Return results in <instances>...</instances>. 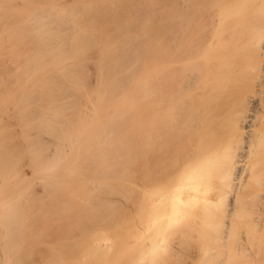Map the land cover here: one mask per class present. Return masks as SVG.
Segmentation results:
<instances>
[{"label": "bare ground", "instance_id": "bare-ground-1", "mask_svg": "<svg viewBox=\"0 0 264 264\" xmlns=\"http://www.w3.org/2000/svg\"><path fill=\"white\" fill-rule=\"evenodd\" d=\"M195 237L264 264V0H0V264H165Z\"/></svg>", "mask_w": 264, "mask_h": 264}, {"label": "rangeland", "instance_id": "rangeland-1", "mask_svg": "<svg viewBox=\"0 0 264 264\" xmlns=\"http://www.w3.org/2000/svg\"><path fill=\"white\" fill-rule=\"evenodd\" d=\"M28 166V165H27ZM21 167H23L22 168V170H21V173L25 176V178L27 179V181L30 183V185H31V187L32 188H34L35 187V184H36V186H38L37 185V182H36V180H35V178L31 175V172H32V170H30V168L29 167H26V165L24 166V165H22ZM33 178H34V180H33ZM150 185H151V183H150ZM149 187V185H144L143 184V187ZM143 187H140V189L142 190L143 189ZM151 187V186H150ZM39 187H35L34 188V190H37ZM146 189V188H145ZM143 192H144V190H142ZM121 202H123V200L121 201ZM124 204L123 205H125V207L127 206V205H130V203H128V200H125L124 202H123ZM131 205H133L132 203H131ZM130 205V207H128V209H130L131 208V210H129L130 211V213H129V215H130V217H129V219L127 218L126 219V224H123V223H125V220L124 221H122L123 223V227L125 226H128L129 227V229H130V226H134L135 224H137L136 226H134L135 228H136V231L140 234L141 233V235L144 233V231H143V228L145 227L146 228V226H147V223H146V221L144 220V217H143V215H142V213L139 211L138 213H140L141 215H136L137 216V218H136V216L134 217V214H132V216H131V211H132V213H136V210H137V206H131ZM134 207H136V209H134ZM139 207H141L140 205H139ZM138 211V210H137ZM132 217V218H131ZM134 217V218H133ZM136 218V219H135ZM132 219H133V221H132ZM128 220V221H127ZM130 220H131V223H130ZM131 224V225H130ZM133 224V225H132ZM145 228H144V230H145ZM134 229V228H133ZM132 230V229H131ZM134 231V230H133ZM135 232V231H134ZM174 238V240H176L175 239V236H174V233H169V235L167 234L166 235V237L165 238H167V240H171V236ZM243 235H245L244 233H243ZM170 238V239H169ZM172 238V239H173ZM197 241H198V239L195 237L193 240H191L190 241V245H191V247H192V249H191V247H190V249H187V250H184V251H180V252H175L174 254L175 255H173V258L172 259H168V260H166L165 261V264H169V262H170V264H196V263H198V264H200L201 263V261H203L201 264H212L211 262H209V263H206V262H208V258H209V256H211L210 255V253H212L213 251H206V252H204L205 254H203V252L201 251V250H197L198 248H196L195 247V243H197ZM193 242V243H192ZM264 243V242H263ZM262 243V245H264ZM110 244H112V242H110ZM261 245V246H262ZM193 246H194V248H196V249H194L193 248ZM259 247V248H262V249H258L259 251H260V253H258L257 254V258H258V256L260 257L259 259H262L261 257H263L264 256V252L262 253L263 254V256L261 255V250L262 251H264L263 249V247ZM111 251H112V249H111ZM210 252V253H209ZM199 253H200V255H199ZM203 255H202V254ZM209 253V254H208ZM215 253V252H214ZM208 254V255H207ZM260 254V255H259ZM253 255V254H252ZM201 256V257H200ZM213 256V255H212ZM232 256V255H231ZM211 258H213V257H211ZM211 258H209V259H211ZM235 258H237V257H235ZM196 259L197 260H199V261H196ZM229 259V261L227 260L226 262H225V264H232V261L233 260H230V258H228ZM233 259V258H232ZM249 259H254V258H247V260H249ZM170 260V261H169ZM205 260H207V261H205ZM213 260V259H212ZM245 260V259H244ZM210 261V260H209ZM234 261L235 262H233V264H244L243 262H245V261H243L242 260V258H240L239 257V259L237 258L236 260L234 259ZM250 261V260H249ZM193 262V263H192ZM205 262V263H204ZM248 262V261H247ZM246 262V263H247ZM251 262L252 261H250L249 262V264H251ZM245 263V264H246ZM248 264V263H247Z\"/></svg>", "mask_w": 264, "mask_h": 264}]
</instances>
